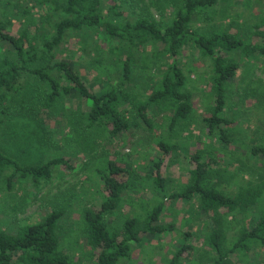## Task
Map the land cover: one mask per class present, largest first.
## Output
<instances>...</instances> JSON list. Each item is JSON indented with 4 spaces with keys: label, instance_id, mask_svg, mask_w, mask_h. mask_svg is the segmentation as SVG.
<instances>
[{
    "label": "trees",
    "instance_id": "trees-1",
    "mask_svg": "<svg viewBox=\"0 0 264 264\" xmlns=\"http://www.w3.org/2000/svg\"><path fill=\"white\" fill-rule=\"evenodd\" d=\"M174 1L169 20L157 21L149 11L129 13L125 10L126 7L133 8L129 0H0L3 5V19L0 18V130L17 116L43 123L41 112L52 111L60 98L72 94L89 101L87 111L79 114L85 120L81 121L83 125L79 126L77 121L74 126L86 133L102 131L113 139L143 127L152 131L157 114L164 113L169 119L168 137L155 143L158 153L150 172L155 187L170 200L191 202L197 199L200 209L214 216L217 227L209 234V245L214 252L211 261L212 264H229L233 252L248 251L253 242L264 249V213L253 225L248 226L245 221L230 247L226 244L228 227L224 225L222 213L235 217L255 206L263 199L264 184L247 182L239 185L237 192L232 194L220 190L217 187L220 180L216 184L212 181L214 175L221 176L214 167L217 160L207 148L193 153L189 152V147L185 148L190 162V179L180 192L168 193L163 167L165 156L171 153L175 143L170 140V135L181 123L189 121L193 113V94L187 89L190 71L180 61L184 52L195 51L212 62V105L202 116V130L229 150L232 121L225 115V110L228 86L240 69L237 54L264 57V29L256 32L262 39L259 43L248 42L240 33H231L225 27L200 31L196 21L203 16L213 21L221 0ZM28 2L32 3L30 7ZM38 6L45 11L35 18L32 11ZM15 18L22 24L17 34L12 33ZM85 33L86 36H79ZM91 34L100 39L93 57L84 65L86 73L82 74L80 65L68 59V44L76 38L82 45ZM102 43L106 44L107 51ZM83 49L89 56L93 52ZM58 53H65V56H58ZM146 59L162 60L163 68L158 76L148 74L151 92L143 99V89H136L135 77L150 69ZM114 71H118V76L113 86L101 91L87 86L90 75L94 74V82H99L102 76L111 82ZM250 152L264 156V143L251 145ZM58 167L71 168L73 165L64 157L25 164L0 150V170L7 174L4 187L9 192L25 181L35 188L48 183ZM127 167L133 166H121L114 160L107 162L101 172L107 195L98 208H87L83 212L82 231L86 244L99 251L95 264H120L131 256V243L142 241V232L160 234L173 228L160 223L163 201L147 210L143 219L139 214H133L123 220L117 219L119 222H110V217L121 211L123 195L134 187L136 170ZM65 213L64 207L54 208L39 222L22 225L16 232L0 228V264H81L61 248L58 227ZM193 248L191 243L180 245L168 264H178L184 252H192Z\"/></svg>",
    "mask_w": 264,
    "mask_h": 264
},
{
    "label": "rangeland",
    "instance_id": "rangeland-1",
    "mask_svg": "<svg viewBox=\"0 0 264 264\" xmlns=\"http://www.w3.org/2000/svg\"><path fill=\"white\" fill-rule=\"evenodd\" d=\"M129 1L133 6V10L125 8L129 13L149 11L157 21H168L175 6L174 0ZM248 1L221 0L216 7L214 20L208 21L203 16L196 21V26L200 27V31L225 27L231 33H240L248 42L259 43L262 39L256 32L264 29V0ZM1 5L2 2L0 18L3 19ZM31 5L30 2L29 7ZM44 11L38 6L32 12L38 18ZM13 24L12 33L17 34L22 24L18 18L13 20ZM79 36H86V33ZM89 36L80 44L82 47L76 38H72L68 44V59L80 65L82 74L86 73L84 65L93 57L97 40L100 39L92 34ZM102 47L107 51L106 44L102 43ZM83 48L93 52L89 56ZM60 56H65V53ZM237 58L240 69L228 86L229 98L225 110V115L232 121L229 127L232 145L228 150L215 137L210 139L202 130V116L212 105V62L191 50L182 55L180 61L190 71L187 89L193 94V113L188 122L181 123L170 135V140L175 143L171 153L165 156L163 167V175L168 180V193L180 192L189 183L190 162L185 149L188 147L192 153L201 148H207L213 153L217 160V166L214 167L221 176L218 178L214 175L212 181L216 184L220 180L217 187L227 194L237 192L239 185L247 182L253 185L264 184V156L250 152L251 145L264 143V57L237 54ZM148 62L150 69L135 77L138 83L136 89H143V99L151 92L152 83L148 74L158 76L163 68L162 60L150 59ZM93 75L88 77L86 84L94 91H101L116 83L118 71L111 75V82L105 76H99V82H94ZM88 102L77 94L64 96L52 111L41 112L43 123L17 116L0 130V150L21 163H38L53 157H64L73 165L71 168L58 167L54 177L38 188L25 181L12 192L5 189L4 178L7 174L0 170V228L16 232L22 225L39 222L52 209L64 207L66 213L58 227L62 250L81 264H95L99 251L86 244L82 231L83 212L87 208H98L106 197L101 172L109 160H114L121 166L131 165L133 167L127 168L136 171L134 187L123 195L121 211L116 216L112 215L110 222L123 220L133 214H139L143 219L147 210L163 201L160 223L173 227L160 234L142 232V241L131 243V256L120 264H168L184 243H191L194 248L192 252H184L178 264H212L214 252L209 245V234L217 227L214 216L204 213L197 199L187 202L164 197L150 175L158 153L155 143L158 139L168 137V116L158 113L152 131L143 127L113 139L102 131L86 133L82 128L74 126L73 123L77 121L79 126L83 125L81 121L85 120L79 114L87 111ZM233 175L234 178H231ZM261 213H264V196L255 206L244 210V213L235 214V217L222 213L224 225L228 227L227 246H232L236 241L245 221H248V226L253 225ZM188 233L190 235L185 237ZM229 264H264V249L259 243L253 242L248 251L240 249L233 252Z\"/></svg>",
    "mask_w": 264,
    "mask_h": 264
}]
</instances>
